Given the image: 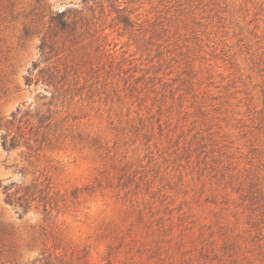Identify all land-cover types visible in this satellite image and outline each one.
I'll list each match as a JSON object with an SVG mask.
<instances>
[{
    "label": "rangeland",
    "instance_id": "rangeland-1",
    "mask_svg": "<svg viewBox=\"0 0 264 264\" xmlns=\"http://www.w3.org/2000/svg\"><path fill=\"white\" fill-rule=\"evenodd\" d=\"M0 264H264V0H0Z\"/></svg>",
    "mask_w": 264,
    "mask_h": 264
},
{
    "label": "trees",
    "instance_id": "trees-1",
    "mask_svg": "<svg viewBox=\"0 0 264 264\" xmlns=\"http://www.w3.org/2000/svg\"><path fill=\"white\" fill-rule=\"evenodd\" d=\"M66 16H67V12L66 11H62V12H58L56 13V15L53 16V19L59 24L61 25L63 28L67 26V21H66Z\"/></svg>",
    "mask_w": 264,
    "mask_h": 264
},
{
    "label": "clouds",
    "instance_id": "clouds-1",
    "mask_svg": "<svg viewBox=\"0 0 264 264\" xmlns=\"http://www.w3.org/2000/svg\"><path fill=\"white\" fill-rule=\"evenodd\" d=\"M87 165H85V167H86ZM69 223H71V220H69Z\"/></svg>",
    "mask_w": 264,
    "mask_h": 264
}]
</instances>
